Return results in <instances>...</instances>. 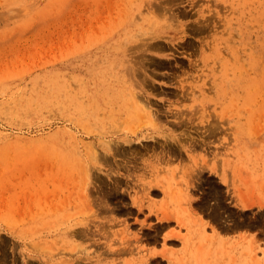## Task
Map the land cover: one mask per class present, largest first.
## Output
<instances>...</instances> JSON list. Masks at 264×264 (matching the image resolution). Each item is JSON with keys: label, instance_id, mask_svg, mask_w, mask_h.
<instances>
[{"label": "rangeland", "instance_id": "rangeland-1", "mask_svg": "<svg viewBox=\"0 0 264 264\" xmlns=\"http://www.w3.org/2000/svg\"><path fill=\"white\" fill-rule=\"evenodd\" d=\"M68 261L264 264V0H0V264Z\"/></svg>", "mask_w": 264, "mask_h": 264}, {"label": "bare ground", "instance_id": "bare-ground-1", "mask_svg": "<svg viewBox=\"0 0 264 264\" xmlns=\"http://www.w3.org/2000/svg\"><path fill=\"white\" fill-rule=\"evenodd\" d=\"M159 5V4H158ZM163 11H164V9H162ZM177 16H178V14H176V13H174V14H170V17H172L174 20H177ZM153 34V33H152ZM158 36H160V35H158ZM154 37H157V36H152L151 37V39L152 38H154ZM150 43H152V42H150ZM149 43V45H151L153 48H161L162 46L161 45H158L157 43H154V44H150ZM146 44V43H145ZM144 46V45H143ZM148 46V45H147ZM153 48H152V50H153ZM140 49V48H139ZM147 49H149V48H147ZM152 50H151V52H152ZM137 51H138V49H137ZM139 52V51H138ZM155 52V51H154ZM153 52V53H154ZM162 52V51H161ZM162 54V53H161ZM170 55V54H169ZM145 57H147V56H145ZM142 58V57H141ZM156 60V59H155ZM149 61V60H148ZM157 62V61H156ZM130 63V62H129ZM149 63V62H148ZM153 63V62H152ZM133 63H131V64H129L128 66V69H129V72H130V75H132L133 76V78H132V80L130 81V84L131 85H133V81H134V84H136L137 86H136V88L137 87H139L140 89H142V90H144L143 89V87H142V85H141V83L138 81V79L136 80L135 79V76H138V74L140 73V71L142 72V73H144V75H145V77L148 75V73H147V71H146V68L145 69H143V68H141V67H139V66H134V64L132 65ZM145 64H146V62H145ZM157 64H159V63H157ZM154 65H155V63H154ZM151 66V65H150ZM153 66V65H152ZM154 67V66H153ZM123 73H125V72H123ZM123 75V74H122ZM128 81V82H129ZM139 85V86H138ZM144 85V84H143ZM134 88V87H133ZM130 89V90H134V89ZM148 101L147 102H149V99H147ZM148 107L150 108V106H149V104H148ZM150 110H151V112H152V115H153V117L156 119L157 118V115H160V111H157V109H155L154 111L150 108ZM157 111V112H156ZM154 113V114H153ZM154 129V128H153ZM162 132V133H161ZM160 134H164V130H161V131H159L158 132V135H160ZM162 137H164L163 135H161ZM160 136V137H161ZM167 136V135H166ZM144 138H146V139H144V141H152V143L153 142H156V143H158L159 144V148H160V150H159V154H161V155H165V156H168V157H173V156H175L176 157V155H178L179 154V152L181 151V148H179L178 147V145H174V143H172L171 141H169V140H167V138H169V137H165V140L164 141H160L158 138V136L156 137L155 135H145L144 136ZM170 139V138H169ZM126 141H128V140H126ZM159 141V142H158ZM149 143V142H148ZM146 144V143H145ZM143 145L144 147H147L148 145L146 144V145ZM154 144V143H153ZM150 145V144H149ZM152 145V144H151ZM157 145V144H156ZM103 151H104V153H93V157L96 159L95 161L97 162L101 157H105V158H108V157H106V156H109L110 155V157L111 158H114V157H116V156H122V161L123 160H125V163H123V162H118L116 159H115V164H117L118 165V163H123L124 165H125V167L127 168V170L128 171H130V169H131V167H137L139 164H137V161H138V157L140 156V154H139V156L137 157L136 155H135V151H131V154L134 156V157H128V156H126L127 158L125 159L124 157L125 156H123L126 152H125V150L126 149H129V148H125L124 147V145L123 144H121V143H119V142H109V143H104L103 144ZM150 147H153V145L152 146H150ZM158 147V146H157ZM153 150H154V148H153ZM128 152V151H127ZM107 154H109V155H107ZM130 154V155H131ZM153 154H155L156 156H157V154H156V152H152V155ZM142 157H144V156H142ZM141 158V157H140ZM142 159V158H141ZM146 159V160H145ZM143 160V164H142V162H141V167L143 168V166H144V169H143V171L145 172L146 170H147V168H148V165H149V167L151 168V170L152 171H154V170H156L157 168H158V166H159V161L158 160H161V158H159L158 160L157 159H155L154 157L152 158V159H148L147 157L145 158L144 157V159H142ZM141 160V161H142ZM140 161V160H139ZM138 161V162H139ZM98 164V163H97ZM111 164V163H110ZM109 164V165H110ZM139 167V166H138ZM96 168H98V170H101V167H99V166H96ZM107 169H109V172L110 171H113V168H112V166H109V168H107ZM118 169H120V168H118ZM117 169V170H118ZM125 169V168H124ZM141 169V168H140ZM159 169V168H158ZM139 170V169H138ZM153 183V184H152ZM117 184V183H116ZM148 188H150L151 186H154V185H156L157 186V184H156V182H152V181H150V182H148ZM248 203H243V208H247L248 207ZM88 228L86 227V228H82V231H81V233L83 234V235H85L86 234V230H87ZM65 232H66V234L67 235H69V236H78V234L80 233V230L79 229H77V228H73V229H71V227H67L66 229H65ZM64 233V232H63ZM65 234V235H66ZM66 264H72V262H65Z\"/></svg>", "mask_w": 264, "mask_h": 264}]
</instances>
